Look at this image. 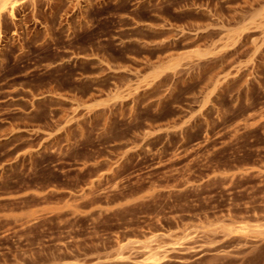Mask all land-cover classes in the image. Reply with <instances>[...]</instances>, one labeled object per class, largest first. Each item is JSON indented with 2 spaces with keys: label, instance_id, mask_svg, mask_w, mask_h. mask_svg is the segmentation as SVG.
<instances>
[{
  "label": "rangeland",
  "instance_id": "rangeland-1",
  "mask_svg": "<svg viewBox=\"0 0 264 264\" xmlns=\"http://www.w3.org/2000/svg\"><path fill=\"white\" fill-rule=\"evenodd\" d=\"M0 264H264V0H0Z\"/></svg>",
  "mask_w": 264,
  "mask_h": 264
},
{
  "label": "bare ground",
  "instance_id": "bare-ground-1",
  "mask_svg": "<svg viewBox=\"0 0 264 264\" xmlns=\"http://www.w3.org/2000/svg\"><path fill=\"white\" fill-rule=\"evenodd\" d=\"M13 4V3H12ZM5 7V6H4Z\"/></svg>",
  "mask_w": 264,
  "mask_h": 264
}]
</instances>
